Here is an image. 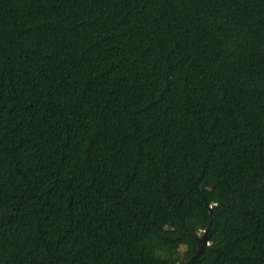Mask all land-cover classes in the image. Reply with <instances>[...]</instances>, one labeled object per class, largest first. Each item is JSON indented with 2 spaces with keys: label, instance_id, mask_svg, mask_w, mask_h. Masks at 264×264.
<instances>
[{
  "label": "trees",
  "instance_id": "16d2710c",
  "mask_svg": "<svg viewBox=\"0 0 264 264\" xmlns=\"http://www.w3.org/2000/svg\"><path fill=\"white\" fill-rule=\"evenodd\" d=\"M204 230L195 264H264V0H0V264Z\"/></svg>",
  "mask_w": 264,
  "mask_h": 264
},
{
  "label": "water",
  "instance_id": "95a60500",
  "mask_svg": "<svg viewBox=\"0 0 264 264\" xmlns=\"http://www.w3.org/2000/svg\"><path fill=\"white\" fill-rule=\"evenodd\" d=\"M199 242L201 243L199 249L197 250V253L190 258L189 261H187L185 264H195L197 263V261L199 260L200 255L202 254L205 246H207L210 241H209V237H208V230H204L203 233L200 234V236L198 237Z\"/></svg>",
  "mask_w": 264,
  "mask_h": 264
},
{
  "label": "rangeland",
  "instance_id": "374dc122",
  "mask_svg": "<svg viewBox=\"0 0 264 264\" xmlns=\"http://www.w3.org/2000/svg\"><path fill=\"white\" fill-rule=\"evenodd\" d=\"M201 233H203V231H201ZM201 233H200V234H201ZM184 251H185V246L182 245V247H181V249H180V252H179V254H178V256H179L180 258H182V257L184 256Z\"/></svg>",
  "mask_w": 264,
  "mask_h": 264
}]
</instances>
